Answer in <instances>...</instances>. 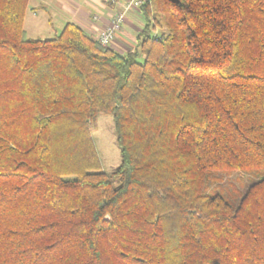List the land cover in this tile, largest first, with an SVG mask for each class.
I'll use <instances>...</instances> for the list:
<instances>
[{
	"label": "trees",
	"instance_id": "trees-1",
	"mask_svg": "<svg viewBox=\"0 0 264 264\" xmlns=\"http://www.w3.org/2000/svg\"><path fill=\"white\" fill-rule=\"evenodd\" d=\"M29 1L0 0V264H264V176L221 183L264 170V0H145L135 50L28 37Z\"/></svg>",
	"mask_w": 264,
	"mask_h": 264
},
{
	"label": "rangeland",
	"instance_id": "rangeland-1",
	"mask_svg": "<svg viewBox=\"0 0 264 264\" xmlns=\"http://www.w3.org/2000/svg\"><path fill=\"white\" fill-rule=\"evenodd\" d=\"M33 2L29 3L26 15V33L28 37L32 38H52L56 35L51 25L48 23L47 15L40 9L34 13ZM56 21V20H55ZM142 23V21H140ZM141 24L136 27L141 28ZM56 27V26H55ZM130 30V29H129ZM58 30L57 33H59ZM128 36V49L135 50L137 48V34L138 31L130 30ZM99 33V32H98ZM98 35V34H97ZM96 35V37H97ZM123 39V37L121 36ZM127 50V49H126ZM93 139L100 157L102 168L106 172H112L121 163V151L116 142L115 124L111 114H100L96 121V126L93 130ZM223 181L222 187L230 199L234 198L239 193H243L251 181L256 176H264V170L258 173H250L243 171H231L222 173ZM120 181L116 180L115 185H119Z\"/></svg>",
	"mask_w": 264,
	"mask_h": 264
},
{
	"label": "crops",
	"instance_id": "crops-1",
	"mask_svg": "<svg viewBox=\"0 0 264 264\" xmlns=\"http://www.w3.org/2000/svg\"><path fill=\"white\" fill-rule=\"evenodd\" d=\"M30 2L34 4L32 5L34 13L37 9L45 12L48 23L56 34L67 22H75L96 36L102 28L111 23L114 15L122 9L125 0H30ZM140 19L139 11L132 10L128 13L112 46L120 50L128 48L126 39L130 36V30L136 28L139 31L140 28L136 26L141 24Z\"/></svg>",
	"mask_w": 264,
	"mask_h": 264
},
{
	"label": "built area",
	"instance_id": "built-area-1",
	"mask_svg": "<svg viewBox=\"0 0 264 264\" xmlns=\"http://www.w3.org/2000/svg\"><path fill=\"white\" fill-rule=\"evenodd\" d=\"M144 2L145 0H125L122 9L114 15L111 23L99 31L97 38L100 43L104 46L111 45L116 39L117 32L121 29L126 15Z\"/></svg>",
	"mask_w": 264,
	"mask_h": 264
}]
</instances>
